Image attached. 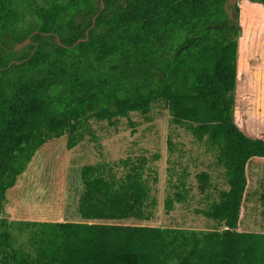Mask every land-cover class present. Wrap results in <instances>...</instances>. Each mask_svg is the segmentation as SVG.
I'll return each mask as SVG.
<instances>
[{
  "label": "trees",
  "instance_id": "1",
  "mask_svg": "<svg viewBox=\"0 0 264 264\" xmlns=\"http://www.w3.org/2000/svg\"><path fill=\"white\" fill-rule=\"evenodd\" d=\"M19 1L32 3V26L15 0H0V264H264V233L238 229L264 139L235 121L241 27L228 0ZM157 103L212 124L230 190L194 212L225 229L8 220L7 192L45 143L91 118L147 117ZM14 226L27 247L14 245Z\"/></svg>",
  "mask_w": 264,
  "mask_h": 264
},
{
  "label": "crops",
  "instance_id": "2",
  "mask_svg": "<svg viewBox=\"0 0 264 264\" xmlns=\"http://www.w3.org/2000/svg\"><path fill=\"white\" fill-rule=\"evenodd\" d=\"M168 115L167 125L139 126L134 132H129L130 135L131 132L134 134L130 138L124 136L118 127L110 125L107 128L112 134L104 142L103 157L110 167L114 166L115 171L119 165H123V160H131L130 171L123 175L104 174L103 188H73L71 198H58L51 203L55 211H27L22 206L25 211L15 210L13 218L191 229L193 226L187 223L196 217L200 220V229H225L227 226L224 221L192 212V209H213L230 190L226 169L219 160V149L215 148L210 137L212 124L173 109H169ZM124 141L128 143L124 144ZM149 162L153 172L157 174L161 171L166 176L163 189L160 188L158 177L148 172ZM262 163L264 157L251 158L246 169L248 184L250 175L259 171L254 168ZM146 169H149L148 179L154 183L145 190L139 185L144 186L147 182ZM247 192L248 187L238 229L241 232L264 233V230H250L241 226L244 211L250 222L255 212L254 203L248 202ZM19 212L24 215H16Z\"/></svg>",
  "mask_w": 264,
  "mask_h": 264
},
{
  "label": "rangeland",
  "instance_id": "3",
  "mask_svg": "<svg viewBox=\"0 0 264 264\" xmlns=\"http://www.w3.org/2000/svg\"><path fill=\"white\" fill-rule=\"evenodd\" d=\"M37 1L44 2V0ZM15 3L18 7H22L26 20L32 26L34 24L31 14L32 3L27 1L23 4L19 0H15ZM232 20L233 25L238 24L241 27V34L238 38L235 121L247 135L264 139V4L254 0H236ZM33 34L34 32L30 36ZM28 51L26 48L23 54H27ZM168 111V108L157 103L147 117L132 112L129 117L120 118L116 125L112 126L120 128L119 130L123 132L124 136L130 138L134 134L131 132L130 135L129 132L139 128V126L167 125ZM110 125L107 120L100 121L91 118L87 124L80 126L75 133L51 139L40 147L31 159L23 165L20 174L16 176L15 185L7 192L8 200L5 208L8 220H17L13 218L17 209L20 211H50L53 209L55 211L56 208L52 207L51 203L56 202L58 198L61 200L71 198L73 188L75 190L78 186L79 189L92 186L103 188L104 174L119 173L123 175L130 171L131 160H123V165H119L115 171L114 166L113 168L110 167L108 161L103 157L104 142L106 137L112 134L107 129ZM201 129L203 131V128ZM147 135H151V133ZM206 136L208 137V132ZM70 139L76 140L73 147L68 146ZM127 143L124 141V144ZM212 143L217 149L213 140ZM135 160L137 161V159ZM147 166L150 169V171L146 169L145 172L147 182L144 186L139 185V187L146 190L153 185L154 181L148 179V171L151 172L150 175L154 173V177H158L160 188L163 189L167 180V178L165 179L166 176L161 171L157 174L153 172L150 162ZM254 169H259V171L250 175V182L247 185V199L250 204L254 203L255 212L252 213L250 222L245 210L241 226L250 230H264V163L259 164ZM155 182L157 184V181ZM227 185H229L228 180ZM22 206H25V210ZM16 215L20 216L24 213L19 212ZM192 218L187 223L193 226L191 230H203L199 228L200 220L196 217ZM12 234L15 246H28L27 231L14 226L12 227Z\"/></svg>",
  "mask_w": 264,
  "mask_h": 264
},
{
  "label": "water",
  "instance_id": "4",
  "mask_svg": "<svg viewBox=\"0 0 264 264\" xmlns=\"http://www.w3.org/2000/svg\"><path fill=\"white\" fill-rule=\"evenodd\" d=\"M236 0H228L226 3V11L229 15L230 19H233L234 17V5H235ZM31 42V36H29L26 40L18 43L15 47L16 50H19L23 48L24 46L28 45Z\"/></svg>",
  "mask_w": 264,
  "mask_h": 264
}]
</instances>
